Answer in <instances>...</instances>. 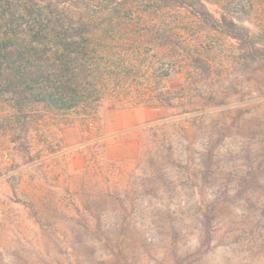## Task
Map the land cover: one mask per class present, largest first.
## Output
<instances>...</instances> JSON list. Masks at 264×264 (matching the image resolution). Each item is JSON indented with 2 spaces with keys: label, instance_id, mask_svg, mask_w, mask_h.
Returning a JSON list of instances; mask_svg holds the SVG:
<instances>
[{
  "label": "rangeland",
  "instance_id": "obj_1",
  "mask_svg": "<svg viewBox=\"0 0 264 264\" xmlns=\"http://www.w3.org/2000/svg\"><path fill=\"white\" fill-rule=\"evenodd\" d=\"M0 13L87 29L117 90L88 115L0 95V264H264V0Z\"/></svg>",
  "mask_w": 264,
  "mask_h": 264
},
{
  "label": "trees",
  "instance_id": "obj_2",
  "mask_svg": "<svg viewBox=\"0 0 264 264\" xmlns=\"http://www.w3.org/2000/svg\"><path fill=\"white\" fill-rule=\"evenodd\" d=\"M73 30L70 23L47 19L26 34L5 22L0 13V95H9L14 110L22 112L40 103L88 115L117 91L98 83L102 77L94 55L101 40L89 36L87 29L73 40Z\"/></svg>",
  "mask_w": 264,
  "mask_h": 264
}]
</instances>
